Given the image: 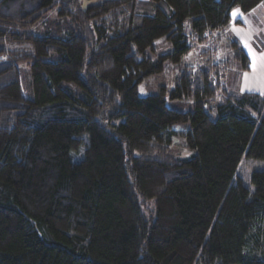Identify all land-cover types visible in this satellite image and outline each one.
<instances>
[{"label":"trees","instance_id":"trees-1","mask_svg":"<svg viewBox=\"0 0 264 264\" xmlns=\"http://www.w3.org/2000/svg\"><path fill=\"white\" fill-rule=\"evenodd\" d=\"M263 2L0 0V264H264V94L229 32Z\"/></svg>","mask_w":264,"mask_h":264},{"label":"rangeland","instance_id":"rangeland-1","mask_svg":"<svg viewBox=\"0 0 264 264\" xmlns=\"http://www.w3.org/2000/svg\"><path fill=\"white\" fill-rule=\"evenodd\" d=\"M98 0H82V6L87 7L90 3L96 2ZM264 4H262L261 7H263ZM239 11V9H237ZM256 13H260L259 10ZM50 16V15H49ZM36 29V28H35ZM226 42V40H224ZM157 44V52L163 53L168 49V44L165 40V38H160L156 41ZM222 50V57L224 55L225 59L228 60V65L231 69H237L239 67L238 61H235L232 56L231 49L227 46L226 43H223V46L221 47ZM196 60L195 54L192 52L188 56H186L184 62L185 63H193ZM224 60V59H223ZM177 67L175 64L167 63L165 66V70L163 73L159 75H153L145 79L139 84V93L142 96H147L153 93H156L158 91L159 86L166 85L169 88H172L174 86L175 78L177 75ZM167 103L170 107L181 109V110H189L193 108V105L191 102L183 101V100H177V99H170L168 98ZM189 128V123H176L173 126V130L175 133H173L174 140L171 144V147L173 151L178 154L182 152L183 155H190L192 154L191 151L184 149L183 143L185 142V136L182 133V131L187 130ZM262 166V163L254 162V161H248L247 158H244L242 161L238 172H241L245 176H249L250 172L257 167Z\"/></svg>","mask_w":264,"mask_h":264},{"label":"crops","instance_id":"crops-1","mask_svg":"<svg viewBox=\"0 0 264 264\" xmlns=\"http://www.w3.org/2000/svg\"><path fill=\"white\" fill-rule=\"evenodd\" d=\"M264 4V2L262 3ZM246 14L235 10L233 16L241 23H233L229 32L242 42L251 59V70L244 72L240 90L264 94V50L260 48L258 37L264 36V5ZM259 10V14L256 13Z\"/></svg>","mask_w":264,"mask_h":264}]
</instances>
